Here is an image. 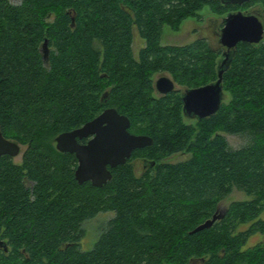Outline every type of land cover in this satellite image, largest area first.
Instances as JSON below:
<instances>
[{
  "label": "trees",
  "instance_id": "1",
  "mask_svg": "<svg viewBox=\"0 0 264 264\" xmlns=\"http://www.w3.org/2000/svg\"><path fill=\"white\" fill-rule=\"evenodd\" d=\"M205 6L223 16L264 12V0H0V127L26 146L20 164L0 155V240L8 248L0 245V264H264V41L238 44L223 76L230 100L210 117L186 123L180 91L154 95L157 72L188 88L217 80L222 50L208 39L161 42L165 25L178 30ZM135 29L145 40L138 58ZM108 107L153 144L111 168L102 187L80 183L76 155L59 151L56 137ZM245 132L251 140L241 148L223 134ZM177 153L190 156L164 161ZM142 157L156 164L138 175ZM235 189L250 198L191 233ZM109 211L115 216L83 250L84 223ZM258 233L262 241L247 246Z\"/></svg>",
  "mask_w": 264,
  "mask_h": 264
},
{
  "label": "water",
  "instance_id": "2",
  "mask_svg": "<svg viewBox=\"0 0 264 264\" xmlns=\"http://www.w3.org/2000/svg\"><path fill=\"white\" fill-rule=\"evenodd\" d=\"M226 4L243 5L250 0H222ZM264 41V23L252 12H229L223 16V27L219 43L225 48L218 64L217 80L198 87L186 88L182 93L183 114L197 120L216 114L224 100L223 76L230 67L240 42L258 44ZM43 58L49 60L48 39L41 47ZM159 93L167 95L176 90L175 81L163 75L155 82ZM107 97V93H105ZM131 119L115 107H108L81 127L65 131L56 137L59 151L74 153L78 160L75 176L78 182L91 181L94 186L102 187L112 179L111 168L125 164L136 149L153 144L147 134L130 131ZM87 139L85 143L80 140ZM22 144L7 138L0 127V155L16 157L21 153ZM144 167H154L155 160H144ZM227 209L218 208L211 218L195 227L191 233L211 228L217 221L225 218ZM0 245L7 244L0 240Z\"/></svg>",
  "mask_w": 264,
  "mask_h": 264
},
{
  "label": "rangeland",
  "instance_id": "3",
  "mask_svg": "<svg viewBox=\"0 0 264 264\" xmlns=\"http://www.w3.org/2000/svg\"><path fill=\"white\" fill-rule=\"evenodd\" d=\"M13 3H20L22 0H10ZM236 11H243L244 9H237ZM235 11V12H236ZM212 13V10L209 6H205L201 10L202 18H188L183 21V23L180 25V28L178 30H174L171 26L165 25L163 28V34L161 42L163 45H185L194 42L198 38H206L210 42L211 46L214 48H220V45L217 42V36L214 34L213 25L208 20V15ZM96 46L98 48H102L101 43L99 41H96ZM145 46V40L140 37L137 29H135V37H134V43H133V49L135 56L138 57V52L141 48ZM167 75L172 78V76L168 72H157L153 75L154 82L159 76ZM173 79V78H172ZM176 89L184 90V85L178 84L176 81ZM155 96H160L158 91L154 92ZM230 96L228 93L225 95V102H229ZM184 121L186 123H194L195 119H190L188 117H184ZM146 126L145 123H140L138 127H135L133 129L134 132H141ZM139 128V129H138ZM226 138L229 141L231 148H241L250 143L251 136L249 133H238V134H230V133H223ZM26 149L25 145H22L21 153L20 155L13 157V161L15 163L20 164L22 162L23 153ZM190 154L187 153H177L170 157H167L164 161L167 162H179L186 160L189 158ZM135 170L138 175H140L143 171V163L140 158L135 159ZM250 197L237 189L233 191V193L226 199H224L221 204L220 208L225 209L227 208L232 201L235 200H245L249 199ZM115 216V213L113 211L109 212H100L97 216H95L92 219L87 220L84 223L85 228V235L81 240V248L83 250H91L94 247L95 242L97 241L100 231L107 225L108 221ZM247 227V225H240L239 229L243 230ZM263 239L262 234H256L253 235L249 242L247 243V246H253L259 242H261ZM199 262L197 261L196 264Z\"/></svg>",
  "mask_w": 264,
  "mask_h": 264
},
{
  "label": "flooded vegetation",
  "instance_id": "4",
  "mask_svg": "<svg viewBox=\"0 0 264 264\" xmlns=\"http://www.w3.org/2000/svg\"><path fill=\"white\" fill-rule=\"evenodd\" d=\"M232 12H235V11H232ZM245 12L247 13V12H252V13H254V14H256L258 17H259V19L264 23V12L262 11V10H259L258 8H256V6H251V7H249V8H245ZM208 20H209V22L213 25V28H214V30H213V32H214V34L217 36V42H218V44L219 45H221V43H219V34H220V31H221V29H222V27H223V15H218V14H215V13H210L209 15H208ZM258 44H260V43H258ZM219 49V48H218ZM220 49L222 50V52L224 51V47L222 46V47H220ZM139 53V52H138ZM138 58V57H137ZM159 77H161V76H159ZM158 77V78H159ZM157 78V79H158ZM156 79V80H157ZM156 82V81H155ZM176 90H178V89H176ZM175 90V91H176ZM186 90V88L184 89V90H179L180 92H181V95H182V93L184 92ZM156 91H158L157 89H156ZM159 93V92H158ZM159 95L160 96H162L163 94H161V93H159ZM187 117V116H186ZM189 118V117H188ZM190 119H195V118H190ZM195 120H197V119H195ZM141 160H142V163H143V171H142V173L141 174H143L144 172H146L147 171V169L148 168H145L144 167V160L146 159L145 157H142V158H140Z\"/></svg>",
  "mask_w": 264,
  "mask_h": 264
}]
</instances>
